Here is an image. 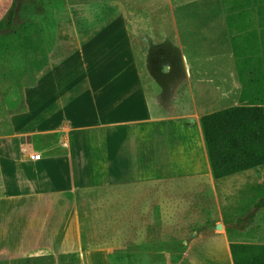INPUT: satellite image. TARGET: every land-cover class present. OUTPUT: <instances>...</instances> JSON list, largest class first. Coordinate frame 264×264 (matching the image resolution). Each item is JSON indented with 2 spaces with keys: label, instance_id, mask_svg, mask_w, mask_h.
<instances>
[{
  "label": "crops",
  "instance_id": "1",
  "mask_svg": "<svg viewBox=\"0 0 264 264\" xmlns=\"http://www.w3.org/2000/svg\"><path fill=\"white\" fill-rule=\"evenodd\" d=\"M139 1L119 0L114 20L81 27L69 21L67 31L58 30L38 77L34 118L24 109L0 116L7 131L0 134L4 217H11L13 195H56L38 206L59 210L60 194L68 193L76 221L70 243L60 239L59 213L51 224L39 214L50 235L20 252L5 245L2 264H26L31 256L42 258L39 264H114L110 255L128 241L186 243L181 260L168 264L226 254L233 264L232 241L264 244L234 227L255 228L258 210L243 215L233 196L252 189L257 168L215 179L200 123L205 114L254 99L264 104V0H143L152 2L144 13ZM67 114L85 121L74 123ZM34 137L42 139L35 150L43 159L26 164L23 147ZM4 161L27 169L6 173ZM92 202L98 207L87 205ZM83 203L100 217L80 218Z\"/></svg>",
  "mask_w": 264,
  "mask_h": 264
},
{
  "label": "rangeland",
  "instance_id": "2",
  "mask_svg": "<svg viewBox=\"0 0 264 264\" xmlns=\"http://www.w3.org/2000/svg\"><path fill=\"white\" fill-rule=\"evenodd\" d=\"M14 1L18 3L15 15L16 24L12 31H8L4 35L10 49L0 50V116L16 115L20 109H24L27 110L29 118L32 119L35 116V96L38 77L39 75L40 77L42 76L45 65L50 61L49 56L55 46L58 30L61 32L67 31L69 21H73L77 27H81L85 22L91 20H114L119 0H0V19L8 17ZM133 5H135L133 1H127L128 9H134ZM149 5L151 7L152 2H143L141 0L138 3L137 9L140 13H144L146 8H149ZM156 7L155 10L162 11V5L156 4ZM96 11L102 12L101 17L103 18L90 17ZM70 13H73L74 17L69 18ZM142 21L140 19V25ZM144 21L146 25L147 20L144 19ZM38 65H42V69H38ZM129 114L119 113L118 115L128 117L130 116ZM112 116H115V114ZM67 117L74 123H82L85 121L78 114H67ZM57 119L59 120V118ZM4 133H7V131L0 129V134L2 135ZM63 137L61 135L60 138ZM41 142L42 139L40 140L39 137L29 138L23 150L35 149L40 146ZM3 165L6 173L15 174L27 169L20 165H13L7 161H4ZM29 168L33 169V167ZM251 180L252 189L250 190L248 188L245 196L239 197L236 195L238 197L233 196V198L235 200L239 198L237 202L241 200L239 202L241 204L240 212H244L243 215H248L249 211L244 210L251 207L253 215L258 210L257 217L253 220V226L255 228H249L251 226L250 223L249 226L239 225L237 227L235 225L234 227L238 231L240 229L242 231L246 230L243 233L248 232L255 236L252 239L255 242H262L264 241V205H257V202L264 200V166L253 169ZM67 182L69 183V179ZM237 186L239 187V185L233 186L235 190ZM4 197L5 195L1 191L0 264L3 262L2 252L5 245L9 249L12 248L20 252L21 250L27 249L31 245V241L33 242L50 235L51 226L40 225L43 222L38 219L39 214H41L40 217L45 222L49 219L48 224H51V218L53 216V218H56L57 213H59L60 224L58 230L59 234H61L60 239L68 238L70 239V243L73 241L74 235L76 234L75 211L72 210L71 206H67V204L72 203V195L68 193L60 194L61 207L59 210L45 206V208L41 209V206H38L41 204L48 205L47 203H51L52 200L56 201V195L53 199L52 196L47 195L38 198L35 196L33 199L23 198L21 194L13 195V199L11 200V217L10 215L9 217L7 215L4 217V205L9 202L4 200ZM87 205L98 207L99 204L92 202ZM87 205L83 203V208L78 210L79 217L83 219L88 217L98 219L100 217V211L90 210L86 207ZM257 207L259 208L257 209ZM94 227L83 226L82 228L88 233L94 232L95 230L98 232L100 230L99 226H96L95 229ZM130 228L125 227L127 234L130 233ZM55 229L56 227L53 226L52 231ZM57 232L55 230L52 233L54 235ZM233 233L236 234V230H233ZM245 238L249 239V237ZM63 243H60L61 250L65 246ZM186 247V243L179 241H150L141 244L128 241L127 246L121 249V251L118 250L117 253L123 255L122 263L124 262L125 264H135L137 262L140 264H168L172 258L180 254L182 255ZM41 259L39 256H31L27 259L26 264H39ZM198 261L231 263L230 256L226 254L224 257H213L211 259L189 256L182 264H196ZM17 264L21 263H18L17 260Z\"/></svg>",
  "mask_w": 264,
  "mask_h": 264
},
{
  "label": "trees",
  "instance_id": "3",
  "mask_svg": "<svg viewBox=\"0 0 264 264\" xmlns=\"http://www.w3.org/2000/svg\"><path fill=\"white\" fill-rule=\"evenodd\" d=\"M12 6L8 17L0 19V50L10 49L4 35L14 29L18 3L14 1ZM200 123L215 179L264 166V104L258 99L205 114ZM261 204L264 205V200L257 202ZM230 250L233 264H264L263 243L232 241ZM110 258L114 264H125L121 253L115 252ZM181 258L180 254L171 262L177 263Z\"/></svg>",
  "mask_w": 264,
  "mask_h": 264
},
{
  "label": "built area",
  "instance_id": "4",
  "mask_svg": "<svg viewBox=\"0 0 264 264\" xmlns=\"http://www.w3.org/2000/svg\"><path fill=\"white\" fill-rule=\"evenodd\" d=\"M22 154H23L22 155L23 162L26 164H31V163H35V162L42 160L44 153H41L35 149H31V150L29 149V150L23 151Z\"/></svg>",
  "mask_w": 264,
  "mask_h": 264
}]
</instances>
